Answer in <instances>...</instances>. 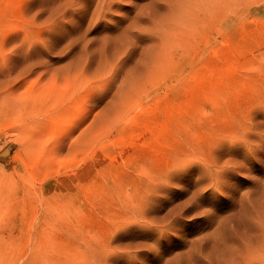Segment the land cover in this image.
Wrapping results in <instances>:
<instances>
[{
    "label": "rangeland",
    "instance_id": "374dc122",
    "mask_svg": "<svg viewBox=\"0 0 264 264\" xmlns=\"http://www.w3.org/2000/svg\"><path fill=\"white\" fill-rule=\"evenodd\" d=\"M224 2L0 0V264H264V0Z\"/></svg>",
    "mask_w": 264,
    "mask_h": 264
},
{
    "label": "bare ground",
    "instance_id": "6f19581e",
    "mask_svg": "<svg viewBox=\"0 0 264 264\" xmlns=\"http://www.w3.org/2000/svg\"><path fill=\"white\" fill-rule=\"evenodd\" d=\"M187 3V2H186ZM191 3V2H190ZM190 3H188L189 5H191ZM193 3H194V1H193ZM198 8L197 9H199V13L197 14V19L194 21V17H192V19H193V21L190 19V17L191 16H193V15H190V17H188V19H185V21H189V24L188 25H191V26H194L196 23H200V22H203V21H205L206 19H208L209 17H212V16H215V15H217V14H220V11L222 10V6H223V4L225 3L224 2V0H198ZM192 6H193V4H192ZM187 7L185 6V9H186ZM184 9V10H185ZM187 10H189V7L187 8ZM192 10V9H191ZM190 10V11H191ZM189 11V12H190ZM189 12H187L188 14H189ZM192 12V11H191ZM193 13H194V11H193ZM185 14H186V12H185ZM185 14H183V15H185ZM195 14V13H194ZM182 15V16H183ZM181 16V17H182ZM187 16H189V15H187ZM195 16V15H194ZM191 20V21H190ZM187 21V22H188ZM193 22V23H192ZM165 32V31H164ZM164 34V33H163ZM173 34V33H172ZM171 36V35H170ZM168 37H169V35H168ZM168 37H167V35L165 36V38H167L168 39ZM162 38H164V37H162ZM164 38V39H165ZM170 38V37H169ZM172 38H173V36H172ZM157 39H159V37L157 38ZM161 40V39H160ZM171 40V39H170ZM169 40V42L170 43H166V42H164V43H162L163 45H161L162 47L161 48H159V50L157 51V53L159 54L160 52H164L165 50L166 51H169V53H173V52H175L176 50H177V48H179L181 45H179V44H183V42H182V39L181 38H177V39H175V41H173V40H171L170 41ZM162 42L164 41L163 39L161 40Z\"/></svg>",
    "mask_w": 264,
    "mask_h": 264
}]
</instances>
